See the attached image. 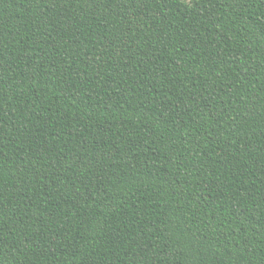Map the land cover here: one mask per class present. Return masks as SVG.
I'll return each instance as SVG.
<instances>
[{"label":"trees","instance_id":"trees-1","mask_svg":"<svg viewBox=\"0 0 264 264\" xmlns=\"http://www.w3.org/2000/svg\"><path fill=\"white\" fill-rule=\"evenodd\" d=\"M0 264H264V0H0Z\"/></svg>","mask_w":264,"mask_h":264}]
</instances>
